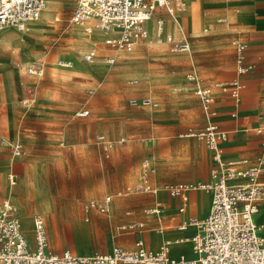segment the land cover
<instances>
[{
    "label": "rangeland",
    "instance_id": "rangeland-1",
    "mask_svg": "<svg viewBox=\"0 0 264 264\" xmlns=\"http://www.w3.org/2000/svg\"><path fill=\"white\" fill-rule=\"evenodd\" d=\"M62 1L52 9L49 23L38 25L44 30L40 34L15 29L0 32L14 36L5 46L0 41V137L24 144L26 152L12 165L17 173L16 185L9 182H13L9 163H0V174H4L0 179V202L10 197L14 215L18 211L25 232L31 230L32 216L43 215L52 250L85 254L106 252L118 244L134 248V231L121 232L116 226L130 218L141 220L136 214L123 217L122 213H141L140 209L152 205L147 195L132 191L138 163L147 159L156 168L155 184L197 187L187 195L206 203L202 211H192V216L202 217L208 197L199 187L208 178L209 153L202 142L184 134L202 128L206 118L191 90L197 85L237 80L242 85L241 102L222 98L217 102L219 110H229L236 117L240 111H249L257 122L264 119V33L251 37L223 14L221 10L228 7L229 0H194L198 2L195 8L189 5L187 9L192 10L193 17L189 15L185 21L177 15L169 21V32L174 31L172 40L191 44L188 53L170 52L168 44L151 38L131 52L98 43L76 54L70 49L71 32L79 27L70 22L75 0ZM245 14L238 12V19L243 20ZM220 17L224 18L222 25L216 23ZM238 42L245 44L246 71L242 74L237 73ZM98 48L103 51L98 53ZM93 49L96 56L89 63L84 56ZM208 52L213 59L205 58ZM71 54L90 70L100 67L105 75L82 76L59 67V61L71 60ZM108 58H114L113 64L106 61ZM38 63L43 66L42 76L28 75V68ZM53 69L66 76L52 77ZM131 80L138 83L131 84ZM247 82L258 84L257 91L245 87ZM136 96L154 98L157 107L129 106V98ZM84 110L89 111L88 115L74 117L75 112ZM99 134L115 142L108 158L97 142ZM121 138L128 141L126 146L118 144ZM141 139H152V143L146 145ZM11 156V149L0 143V160ZM17 164L23 166V171L15 170ZM106 195L113 197L115 211L91 213L85 222L82 203ZM21 200L31 210V214L26 213L30 215L26 221L21 217ZM178 203L164 200L168 215L177 212ZM258 219L264 223V206ZM171 220L169 217L167 222ZM125 239L128 241L122 243Z\"/></svg>",
    "mask_w": 264,
    "mask_h": 264
},
{
    "label": "built area",
    "instance_id": "built-area-1",
    "mask_svg": "<svg viewBox=\"0 0 264 264\" xmlns=\"http://www.w3.org/2000/svg\"><path fill=\"white\" fill-rule=\"evenodd\" d=\"M47 0H0V31L13 27L18 31L28 30L41 16ZM190 0H75V6L70 22L85 28L87 33L99 30L105 34L116 28L105 44L122 52H131L138 44L148 39L145 22L151 18L157 9L168 17L184 11ZM156 36H164L163 19L155 21ZM171 49L177 53H188L190 44L186 40L173 41L170 36H164ZM244 44H236L237 73L246 71L243 67L245 56ZM94 53L84 56L85 61H92ZM108 63L112 64L113 59ZM69 63H60L69 67ZM27 74L40 77L43 66L38 63L28 68ZM189 79L194 81L192 75ZM131 84H136L132 80ZM242 85L237 80L231 83H215L211 87L197 85L193 95L199 100L206 118V125L200 130H188L185 137L203 142L211 154L213 163L210 179L202 185V190L210 193L211 203L207 216L203 220L190 219L179 227L195 228V234L190 239L192 258L184 256L172 257L170 242H166L158 250L152 251L145 247L141 237L135 242V248L127 251L119 246L112 248L108 254L94 253L87 256H77L69 251L56 254L49 251L46 235V225L43 216L35 215L32 220L33 248H31L22 232L21 223L14 216V206L9 200L0 205V264H264V232L254 222V215L259 205L264 201V184L259 177L264 174V143L261 154L253 161L238 159L226 161L222 156L221 143L226 140V134L210 120L215 115L213 104L216 92L229 96L234 102H239ZM128 105L132 107L156 108L157 103L148 96L130 98ZM89 111H79L77 117H85ZM260 133V130H258ZM104 135L97 136V142L102 150L110 152L115 145ZM3 146L11 149L14 158L24 155V147L20 142L1 141ZM124 145L123 138L118 140ZM155 173L148 160H143L139 166V180L132 188L134 193L156 194L157 188L150 184V177ZM13 179V176H11ZM192 185H165L163 190L172 197L185 200V193L194 190ZM111 197L105 196L99 200H88L83 204L87 214L96 212L107 214ZM181 212L183 209L180 210ZM156 209L146 210V214H157ZM142 224L122 225L119 231H137L141 233Z\"/></svg>",
    "mask_w": 264,
    "mask_h": 264
},
{
    "label": "crops",
    "instance_id": "crops-1",
    "mask_svg": "<svg viewBox=\"0 0 264 264\" xmlns=\"http://www.w3.org/2000/svg\"><path fill=\"white\" fill-rule=\"evenodd\" d=\"M192 1H194V0H190L187 3V6H186L185 10L188 9V7H189V5H190V3ZM229 1L230 2L228 3V7L225 8L224 10H221V12L223 14H226L227 17L231 18L233 20V23L238 25L239 28H242L246 32H249L251 37L253 35H256V34L264 33V0H229ZM184 11L176 13L175 16L183 14ZM238 12L246 13L244 18H243V20L238 19V17H237V13ZM175 16L168 17L167 15H165V13L162 10L157 9L155 11V13L153 14V16L151 17L153 19V22H152V30L153 31H152L151 34L148 33V39L144 43H141V45H144L147 42H149V40L151 38L154 39L155 42H158V39H161L162 42H165V44H168L169 51L175 53L174 51H172L170 43L167 42L165 37H164L165 35H167V36H170L172 38V35L169 32V21L172 20V19L174 20ZM41 18H42V16H41ZM160 18L163 19V22H164V25H163L164 36L161 37V38H157L156 33H155V29H156L155 21L157 19H160ZM174 22H176L177 25H180V23L178 21L175 20ZM216 23L220 24V25L224 24L225 23L224 22V18H222V17L218 18ZM94 31H96V30H94ZM168 32L170 33V35H169ZM152 35H153V37H152ZM0 41H1V39H0ZM105 41H104V44H105ZM239 44H242V43H239ZM137 46H139V44L136 45L134 47V49ZM244 46H245V44H244ZM190 49H191V44H190ZM114 50H116V49H114ZM117 51H119V50H117ZM90 52H93L94 55H95V50L94 49L92 51H89L88 53H90ZM95 56H94V58H95ZM244 56H245V50H244ZM205 58L206 59L207 58L208 59H213L214 56L211 55V52H208V53L205 54ZM245 58H246V56H245ZM109 59H113V62H114V58H108V59H106V61L108 62ZM63 62L70 64L69 67H67L66 69L71 68L72 60H61V61H59L58 66L61 67V68H65V67L60 66V63H63ZM136 82L138 83L137 80H136ZM218 82H220V83H228L229 81L222 80V81H216L215 83H218ZM213 85H209V86L206 85V86L207 87H211ZM206 86H204V87H206ZM245 87H247L251 92H256L257 88H258V84L252 83V82H247ZM193 89L194 88H192V90H191V94L192 95H193V93H192ZM87 92L91 94L93 91L92 90H87ZM139 97L140 96L131 97V98H139ZM222 98H224L225 100H228L230 102H232V101L234 102V100H231V98H229L227 95L225 96V94H222V93L216 92V94H215V102H214V105H213V109L215 111V116L216 117L214 119H212L211 121L214 122L218 126V128H219V130L221 132L226 134V140L221 143L223 159L226 160V161L238 160V159H244V158L248 159L250 161L255 160L261 154V150H262L261 146L264 143V119L260 120V122H257L255 120V117L249 111H240V112H238L239 116H237V117L235 116V113L230 114L229 110L220 111L219 107H217V102L219 100H221ZM31 102H33V101H31ZM239 102H241V98H240ZM76 113L77 112L74 113V117H77L75 115ZM77 118H80V117H77ZM204 126L202 128H204ZM202 128H200V129H202ZM200 129H198V130H200ZM258 130H260V133L258 132ZM99 135H104V134H99ZM99 135H97V136H99ZM182 135H180V136H182ZM97 136H96V138H97ZM104 136L106 137V135H104ZM106 138H108V137H106ZM0 140L1 141H6V142H15L14 140H9V139H7L5 137H0ZM141 141L143 143H145L146 145L149 144V143H152V139H141ZM127 142L128 141H126L124 145H120V146H126ZM246 144H248L250 147L249 148H247V147L244 148V146ZM23 147H24V151H25L24 144H23ZM6 148H7V146H6ZM206 150L209 153V167H208V178H207V181L204 184H207L209 182L210 170L212 169V166H213V163H212V160H211V154H210L209 150L207 149V147H206ZM225 150H226V153H227L226 156H225ZM111 151L108 152L107 156H106V153H104V151H103V154H104L105 158L109 157ZM25 155H26V152H24V155L22 157H20V158H23ZM15 159H19V158H13L11 156V158H8L6 161L5 160H0V163H3V162L9 163L8 172L10 174V177L13 176V180H12L13 182H10L11 180L9 179V182H10L11 185H16L17 184L16 183V174L17 173L16 172L14 173V170L12 168V165H13V162H14ZM143 160H147V159H142L138 163V166H137V171H138L137 180H136L135 184H133L132 188L138 183V180H139V166H140V163ZM149 163L152 165V167L155 170V173L149 179L150 180V184L153 187L157 188L158 191H157L156 194H144L143 193L142 195H147L149 198H151V200H153L152 205L144 207L143 209H140L141 213H139V210L137 212L133 213V214L130 211L122 213L121 216H123V217H132V215L136 214V215L139 216V218L141 220L131 221V218H130L128 220L122 221L120 224H118L116 226V228H118L119 226H122V225H130V224L138 225V224H142L143 225V229L141 230V233H139L138 230L133 232V234L135 233L134 234V242H136L138 240V238L141 237L143 242H144V244H145V247L148 248L149 250H152L149 247V245L151 247H153V248L158 246V248L156 249V250H158L166 242H170L171 243L170 254H171L172 257L184 256L186 258H192L193 257V253L191 251L190 239L195 234V228L192 227V226H188L185 229L180 230L179 227L182 226L183 224H185L190 219L203 220L207 216L208 211H209V207H210V203H211V195H210V193H208V192H206V191L201 189V191L204 193V195H207V197H208V207H207V210H206L205 214L202 216L203 218L202 217H197V216H192V215H194V214H192V211H194V210L190 209V202H191L190 200H193V198L191 199V195L188 197L187 194L188 193L190 194L194 190L193 191L190 190V191L185 193V195H184L185 200L184 201L180 197H172V196H170L166 191L163 190V187L165 185H168V184H165V185H162V186L155 184L154 180H155V176H156V168L154 167V165L150 161H149ZM15 170L16 171H21V170L23 171V166L17 164L15 166ZM2 175H4V174H0V179H2L1 178ZM21 175H22V179H23V177L25 175L23 173H21ZM259 181L264 184V174H262L259 177ZM176 185H180V184H176ZM160 188H161V190H160ZM106 196H108V195H106ZM103 197H105V196H103ZM103 197H101V198H103ZM110 197H111V203L109 205V210H108L107 214L113 213L115 211V210L112 209V206L115 204V203H113V197L112 196H110ZM8 198H10V197H8ZM8 198H4L3 200H1L0 205L2 204L3 201L9 200ZM101 198L87 199L84 202H86L88 200H99ZM164 200H179L178 206L175 207L176 210H177V212L175 214H170V215L167 214L166 210L164 209ZM196 200H198V199H196ZM9 201L12 203L11 200H9ZM21 202H22V205L20 203L21 209H22L21 210V212H22V216L21 217L22 218L25 217L24 219L26 221V219L30 218V215H26V213L28 212V214H31V210H29V211L27 210V207L24 206L25 202H23V200H21ZM84 202L82 203L81 210H82V212L84 214V221L87 222L88 221V216L91 213H96V212H90V213L86 214L83 211ZM13 206H14V204H13ZM263 206H264V201H262L260 203L258 212L254 215V222L257 223L256 225L259 226V227L264 225V223L259 221V219H258V216L261 214V212L263 210ZM187 208H188V210L189 209L191 210V215L188 214ZM151 209H156L158 211L157 214H146L145 213L146 210H151ZM181 209H183L182 212L180 211ZM193 213H195V211ZM35 215H39V214H35ZM34 216H32V220H33ZM41 216H43V215H41ZM169 217L172 220H171V222L168 223L167 219ZM174 218H177L178 220L176 222H173ZM198 218H202V219H198ZM21 225H22V223H21ZM21 229H22V226H21ZM166 231H172V233H170L171 236L164 237L163 234ZM22 232H23V234L25 236V239H26L28 245L31 248H33L32 221H31V230H30V232H25L24 229H22ZM152 232H155L156 234L152 233ZM262 232H264V231L262 230ZM157 235H159V236L157 237ZM159 237H164V239L162 238V240H161V238H159ZM127 241L128 240L125 239L124 241H122V243L123 242H127ZM119 245L120 244H118L117 246H119ZM178 245L181 246L183 248V250L176 251V247ZM115 246L112 245V247L111 248L109 247L108 248L109 250H106V252H97V251L92 252L91 251V252L85 253V254H77V253L69 251V250H63L61 252H58L56 250H52L50 248V246H49V243H48L49 251H51L53 253L61 254V253L65 252V251H69L72 254L75 253L74 255H77V256H87V255H92L94 253L108 254V253L111 252L112 248L115 247ZM119 247H121V248H123L124 250H127V251L133 250L135 248L134 247V248L125 249L122 245L119 246ZM156 250H152V251H156Z\"/></svg>",
    "mask_w": 264,
    "mask_h": 264
},
{
    "label": "bare ground",
    "instance_id": "bare-ground-1",
    "mask_svg": "<svg viewBox=\"0 0 264 264\" xmlns=\"http://www.w3.org/2000/svg\"><path fill=\"white\" fill-rule=\"evenodd\" d=\"M62 0H47L46 1V6L43 10V12L41 13V16L42 18L39 20H37L35 23H33L29 28L28 30L34 34V35H38L40 34L42 31H44L41 27H39L38 25L42 24L44 26H46L48 23H49V16L52 12V9L58 5H62ZM198 4V2L196 1H192L190 3V6L192 7V9L195 8V6ZM192 16L193 17V12L192 10L191 11H188L187 9L184 11L183 14L179 15V18H184L185 21H188V17ZM152 22H153V19L152 18H148V20L146 21L145 23V26H146V29H147V32L149 34L152 33ZM151 23V24H150ZM198 23L194 22V26H197ZM201 24V23H200ZM163 25H164V22H163ZM172 28L176 27L175 25H171ZM185 27V26H183ZM89 27L85 26V28H81V27H77L75 28L72 32H71V35H72V47H70L71 51H74L76 54L82 52L83 50H86L87 48H89L90 46H95L96 44H102L104 43V41L106 39H108L109 36L113 35L115 32H117V29L116 28H113L111 29V32L105 34L101 31H94V30H91V33H87L86 32V29H88ZM7 29H15L13 27H9V28H5L3 29L2 31L4 30H7ZM16 30V29H15ZM17 32H22V31H18L16 30ZM1 32V31H0ZM155 33H156V29H155ZM169 33V32H168ZM6 34V33H5ZM5 34H0L1 36V43L5 46L9 43L12 42L13 40V35L10 34V35H5ZM8 34V33H7ZM172 35L174 34V31L171 33ZM170 35V33H169ZM31 38V37H30ZM21 39V38H20ZM162 42L161 39H158V43ZM24 43V42H22ZM13 49V48H12ZM102 48H98L97 49V52L100 53L102 52ZM72 61V66H71V72L73 73H76V74H79V75H82V76H88L92 73H95L96 75H105L104 71L102 69H100V67H97L96 69L94 70H90L88 68H86L85 66H83L79 61L78 59L76 58L75 55L71 54L70 57H69ZM94 60H92L91 62H93ZM90 63V62H89ZM50 75L54 78H64L66 76L65 72L63 71H58L57 69H53L51 72H50ZM24 86V85H23ZM23 103H26V101H24ZM216 117V116H215ZM215 117H213L212 119H214ZM211 119V120H212ZM108 140V139H107ZM11 182V181H10ZM202 185H200V189ZM197 187H195L194 190H196ZM193 191V190H192ZM206 199V197H205ZM189 201V200H188ZM190 209L191 210H194L196 212H200L202 211V205L205 207L204 203L201 201V200H190ZM207 206V205H206ZM188 210V208H187ZM180 212V211H179ZM181 215V214H180ZM184 216V215H183ZM16 217L19 219L18 217V211L16 212ZM203 218V217H202ZM202 218H198V219H202ZM20 222V219L18 220ZM21 223V222H20ZM257 224V223H256ZM264 226V225H263ZM263 226H260V228L264 231V227ZM152 233H155V232H152ZM170 233H172V231H166L163 236L164 237H168V236H171ZM156 234V233H155ZM159 235H157L158 237ZM164 237H159L164 239ZM149 247L152 249V250H156L158 248L155 247H151L149 245ZM183 250V248L181 246H177L176 247V251H181ZM75 254V253H74Z\"/></svg>",
    "mask_w": 264,
    "mask_h": 264
}]
</instances>
